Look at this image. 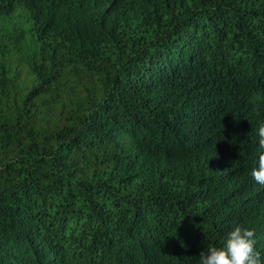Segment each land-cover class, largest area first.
Instances as JSON below:
<instances>
[{
    "label": "trees",
    "instance_id": "trees-1",
    "mask_svg": "<svg viewBox=\"0 0 264 264\" xmlns=\"http://www.w3.org/2000/svg\"><path fill=\"white\" fill-rule=\"evenodd\" d=\"M264 0H0V264H264Z\"/></svg>",
    "mask_w": 264,
    "mask_h": 264
},
{
    "label": "clouds",
    "instance_id": "clouds-1",
    "mask_svg": "<svg viewBox=\"0 0 264 264\" xmlns=\"http://www.w3.org/2000/svg\"><path fill=\"white\" fill-rule=\"evenodd\" d=\"M258 145L264 149V124L258 129ZM253 179L264 185V152L258 157V167L251 173ZM200 264H262L255 250V230L234 227L225 238L223 247H210L200 253Z\"/></svg>",
    "mask_w": 264,
    "mask_h": 264
}]
</instances>
